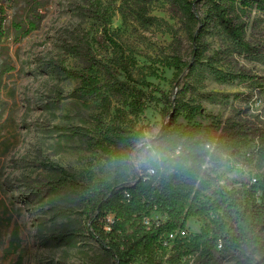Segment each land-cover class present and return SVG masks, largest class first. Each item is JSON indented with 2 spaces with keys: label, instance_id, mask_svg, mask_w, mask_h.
<instances>
[{
  "label": "rangeland",
  "instance_id": "obj_1",
  "mask_svg": "<svg viewBox=\"0 0 264 264\" xmlns=\"http://www.w3.org/2000/svg\"><path fill=\"white\" fill-rule=\"evenodd\" d=\"M87 1L48 0L41 8L44 20L28 34L10 10L0 34V264H110L82 225L79 186L63 183L60 173L65 170L79 182L115 175L108 155L92 144L101 102L93 101L91 109L79 107V80L49 67L63 62L82 71L89 67L87 55L105 61L112 56L102 24L85 9ZM96 1L133 59L135 77L169 94L178 77L173 59L190 65L184 81L183 75L178 80L176 98L183 106L170 119L178 126L209 128V143L183 169L151 178L153 186L175 185L210 204L222 192L239 197L264 172V142L258 137L264 132V10L240 12L252 49L247 50L217 27L202 30L194 46L192 36L200 25L189 24L171 0ZM200 9L203 13L205 7ZM195 48L199 61L192 56ZM153 93L161 99L159 91ZM170 111L164 100L153 102L135 124L154 137ZM239 128L244 132L237 134ZM225 141L239 147L236 157L221 152L219 143ZM136 166L147 175L150 167L141 151ZM151 215L165 218L160 211ZM205 223L202 217L189 219L186 237L197 235ZM173 246L160 251L156 261L264 264V252L252 247L225 253L218 246L177 255Z\"/></svg>",
  "mask_w": 264,
  "mask_h": 264
},
{
  "label": "trees",
  "instance_id": "obj_2",
  "mask_svg": "<svg viewBox=\"0 0 264 264\" xmlns=\"http://www.w3.org/2000/svg\"><path fill=\"white\" fill-rule=\"evenodd\" d=\"M171 1L180 5L189 24L200 25V31L192 36L194 46L201 40L202 30L217 27L238 46L252 50L246 40L245 25L239 19L240 12L253 7L264 10V0ZM47 3L48 0H0V34L5 32L10 10L17 15L15 24L26 34L37 30L45 17L41 8ZM200 5L205 7L203 13ZM85 9L102 24L112 56L105 61L88 53L89 67L82 71L69 69L63 62L49 65L79 80L75 89L79 107L91 109L93 101L101 102V111L95 115L93 123V132L98 137L92 144L105 152L116 167L115 175L109 180L91 176L83 182L60 170L63 183L73 182L79 186L80 216L85 231L109 256L110 264H161L156 256L166 249L160 243L163 235L184 229L189 219L197 217L206 219L205 225L197 235L175 240L173 250L177 255L203 253L218 246L225 253L243 252L247 247L264 252V172L239 197L222 192L213 204L197 196L190 198L175 185L153 186L151 178L166 170L183 169L185 163L200 157L204 145L209 143L205 139L209 128L178 126L170 119L183 106L176 98L178 80L183 75L181 81H184L185 69L190 65L175 57L170 64L178 75L175 89L166 94L154 88L152 83L134 76V61L114 37L98 2L88 0ZM20 11L23 12L20 14ZM192 56L194 61H199L197 48L193 49ZM154 91L161 93V99L154 96ZM160 100H164L171 111L162 129L149 138L135 120L153 102ZM242 132V128L237 129V134ZM258 137L264 142V132L258 133ZM146 140L172 162L150 167L144 175L136 161L140 145ZM219 148L233 157L240 151L233 141L219 143ZM151 170L154 173H150ZM157 211L164 213L165 220L154 222L148 228L144 218ZM110 215L114 216L113 222L108 221Z\"/></svg>",
  "mask_w": 264,
  "mask_h": 264
},
{
  "label": "clouds",
  "instance_id": "obj_3",
  "mask_svg": "<svg viewBox=\"0 0 264 264\" xmlns=\"http://www.w3.org/2000/svg\"><path fill=\"white\" fill-rule=\"evenodd\" d=\"M141 154L145 157L146 166L162 167L167 163H171V159L166 157L162 151L153 147L151 142L146 140L140 145Z\"/></svg>",
  "mask_w": 264,
  "mask_h": 264
},
{
  "label": "built area",
  "instance_id": "obj_4",
  "mask_svg": "<svg viewBox=\"0 0 264 264\" xmlns=\"http://www.w3.org/2000/svg\"><path fill=\"white\" fill-rule=\"evenodd\" d=\"M150 173H154V171H150ZM114 216L110 215L108 216V221L113 222ZM162 220H165V218H156L154 216H150L149 218H144V224L149 228L153 225L154 222H160ZM109 230V229H108ZM180 237H186V231L184 229H179L174 232L165 233L160 241L162 246L168 247L171 242H175L177 238ZM137 264V263H136Z\"/></svg>",
  "mask_w": 264,
  "mask_h": 264
}]
</instances>
